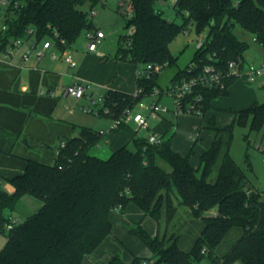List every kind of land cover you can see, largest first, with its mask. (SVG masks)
Returning a JSON list of instances; mask_svg holds the SVG:
<instances>
[{
    "label": "trees",
    "instance_id": "1",
    "mask_svg": "<svg viewBox=\"0 0 264 264\" xmlns=\"http://www.w3.org/2000/svg\"><path fill=\"white\" fill-rule=\"evenodd\" d=\"M17 1V8H7V29L0 32V52L12 39L30 37L29 31L38 40L56 36L61 48H70L82 32L100 30L91 14L97 5L107 4V0ZM156 1L131 0L127 27L132 30L120 36L114 58L136 65V88L141 94L107 91L99 113L114 120L150 97L155 89L162 90L157 82L159 73L177 63L170 45L189 24L198 34H206L205 42L197 48L190 66L175 75L172 84L197 77L205 65L222 71L232 61L244 65L248 44L235 35L236 26L264 46V0H178L174 9L181 24L167 20L156 9ZM84 5L89 6V11L81 8ZM62 39L65 46L60 45ZM192 64L196 66L191 70ZM235 80L227 78L223 89L197 86L188 100L200 96L204 116L213 109L214 100L229 95ZM234 115L230 125L212 128L215 138L201 156L198 168L191 165L190 156L174 151L170 140L151 144L136 134L131 144L106 159L100 158L91 149L103 135L88 127L80 128L72 138L59 140L52 164L24 158V170L8 179L13 191L0 188V234L6 237L0 264H82L85 256L111 234V212L118 207L123 210L131 202L157 221L164 211L166 226L179 206L191 209L204 223L201 235L188 252L179 248L175 235L151 236L140 224L133 226L131 232L149 247L156 264H264V194L249 186L247 175L229 151L234 125L251 121L252 129L257 130L264 125V103H254ZM210 122L214 124L213 118ZM223 146L226 151L219 174L212 182L210 176ZM161 162L168 164L171 171L165 170ZM27 195L40 200L41 209L7 231L10 214ZM236 227L242 229L241 237L225 255L219 256L217 248ZM143 260L136 257L131 264H141ZM108 264L125 263L114 256Z\"/></svg>",
    "mask_w": 264,
    "mask_h": 264
},
{
    "label": "crops",
    "instance_id": "2",
    "mask_svg": "<svg viewBox=\"0 0 264 264\" xmlns=\"http://www.w3.org/2000/svg\"><path fill=\"white\" fill-rule=\"evenodd\" d=\"M98 28L103 31L101 27ZM100 45L98 50L104 56L88 52L86 48L81 54L74 53V67L60 59L49 60L47 63L43 61L36 69L22 67L19 70L15 65L0 59V180L21 173L25 166L24 158L52 164L56 151L49 149L56 147L62 138H72L78 135L82 126L75 123L78 116L70 106V100L76 102L81 99L76 100L64 96L62 91L64 86L76 82L90 84L92 90L84 98L88 101H91L89 95L95 98V93L105 96L111 89L126 93L135 92L138 71L136 65L109 57ZM245 64L249 65L247 62ZM263 76L258 80L264 78ZM41 90L52 91L55 95H41ZM240 91L234 82L229 87V95L226 97L231 96L232 93L238 95ZM258 98L257 92L252 88L246 89L244 86L242 97L237 99L236 105L228 107L217 104V98L213 101V109L202 117L186 114L176 117L172 112L166 113L169 117H164L163 113H159L156 117L149 116L155 121L153 129L148 125L145 129L148 131L147 134L136 136L147 140L150 135H156L163 141L170 140L172 149L182 156H190L191 165L198 168L201 156L210 149L215 138L212 128H223L230 125L235 116L234 112L258 103ZM79 105L84 112L92 110L99 118L109 117L106 113H99L100 108L91 109L84 101ZM57 111H60V115ZM212 118L214 124L210 122ZM101 131L105 133L102 139L108 143L109 147L107 150L99 143L96 147L98 151L103 150L109 153L131 144V139L136 134L135 132L129 133L128 129L114 132L99 129L98 132ZM29 147H33V151H30ZM225 151L226 146H223L210 176L212 182L217 179ZM25 203L30 207L29 214H26L27 217L38 212L43 205L40 200L31 198L29 195L22 199L21 209L25 207ZM212 213L215 214L214 211ZM10 217L16 218L13 213ZM110 220L111 234L99 244L93 253L85 256L82 264H108L114 256L121 258L125 264H131L136 257L142 259L152 257L149 247L131 232V228L137 224H140L151 236L159 235L161 238L164 235L177 236L179 248L186 252L192 249L204 229L203 221L196 218L191 209L186 206L177 208L168 226H166L164 211L161 219L157 221L152 216L146 215L133 202L123 210L112 211ZM241 235L242 229L232 228L217 248L216 253L219 256L225 255Z\"/></svg>",
    "mask_w": 264,
    "mask_h": 264
},
{
    "label": "rangeland",
    "instance_id": "3",
    "mask_svg": "<svg viewBox=\"0 0 264 264\" xmlns=\"http://www.w3.org/2000/svg\"><path fill=\"white\" fill-rule=\"evenodd\" d=\"M156 9L163 12V16L169 21H175L178 24L182 23V19L178 16L176 10L174 9V1L173 0H157L155 2ZM7 5L0 2V30L2 29V25L5 23V17L8 12ZM82 9L89 11V6L84 5L81 7ZM125 9L123 10L118 8L116 0H107L106 6L99 4L93 11L92 20L96 27H101L105 33V39L102 41L100 48L103 49L109 57L115 56V53L118 48L119 38L122 35H126L130 32V28L127 27V15L125 17L121 16V13H124ZM10 17L13 15L10 14ZM234 33L237 38L243 42L248 44V49L245 53V60L249 64L253 65H260L264 63V46L261 45L254 39V36L249 32L242 29L240 26H236L234 29ZM200 35L206 37L205 33L198 34L193 26L190 27L189 34H186L185 31L179 33V35L173 40L170 45V51L174 58H176L177 63L171 66H167L164 68L158 75V85L162 90H166L168 87L171 86L172 80L175 75L179 71L186 70L190 64L192 63L196 50L198 48V39ZM54 42L52 38H48ZM88 45V40L86 37L85 32H82L76 42L72 44L70 47V51H68L69 55L75 61L74 53H83ZM55 50H59V48H55ZM58 52V51H57ZM1 57V54H0ZM50 59H45L44 62H48ZM52 61V60H51ZM57 61V60H55ZM12 63L17 68H24L29 67V69H36V61L32 59L30 62L26 63L24 61H16ZM31 67V68H30ZM27 69V68H26ZM74 69V68H73ZM264 77V76H263ZM259 79V78H258ZM256 82H249L244 78H239L235 80L236 85L240 88V92L238 95L232 93L231 96L226 97L222 96L219 97L217 100V104L225 105V106H233L236 105L237 99L242 97L244 92V86L246 89L252 88L253 91L257 92L258 94V103H264V78L258 80ZM262 81V82H261ZM96 98L98 99L100 94L95 93ZM41 97V96H40ZM86 103L91 107V109L97 110L100 106H94L91 101L86 99H81L78 101L70 100V106L76 111V115L78 116L75 119V123L78 126L82 127H90L95 131H99V129H103L105 132H109L110 125L113 124L114 119L112 117H97L93 112H84L81 108L80 103ZM154 101L153 97H147L143 99V102L146 104H150ZM160 105H167L171 109L173 108L172 99L164 95L160 99ZM232 103V104H231ZM63 110V109H61ZM138 112H141L143 115L148 116V113L142 111L138 105H136L132 109L131 118ZM60 115V111H57ZM164 117H169L168 114H163ZM62 117V116H61ZM233 122V121H232ZM147 123L150 125L151 129L155 124V121L152 117L147 118ZM231 124V123H230ZM128 129L129 133L135 132L136 135H145L147 134L146 128H140L138 125L134 123H127L126 125H122L119 129L123 131ZM118 130V131H119ZM117 131V130H113ZM149 134V133H148ZM99 144L105 146L108 150V143L101 139ZM98 147H94L91 149V153L100 157V158H108L111 153L108 151H98ZM30 151H33V147L28 148ZM51 151H55V148L49 149ZM229 151L231 156L237 162V164L243 169L245 174L249 179V186L257 191L260 192L262 195L264 194V125L260 129H252L251 121H249L245 125L236 124L234 125L233 129V137L230 142ZM21 160V158H20ZM23 162V160H22ZM161 166L167 170L171 171V168L168 164L161 162ZM9 178H4L3 182L0 184V188L3 190L11 193L13 191V187L8 182ZM38 200L37 198L31 196ZM21 206V205H20ZM13 213L14 216L18 219L19 222H23L26 219V214H29L30 207L28 204L25 203V207L21 209V207ZM6 243V237L0 234V250L4 247Z\"/></svg>",
    "mask_w": 264,
    "mask_h": 264
},
{
    "label": "built area",
    "instance_id": "4",
    "mask_svg": "<svg viewBox=\"0 0 264 264\" xmlns=\"http://www.w3.org/2000/svg\"><path fill=\"white\" fill-rule=\"evenodd\" d=\"M176 3L178 0H173ZM1 3L7 5V7L13 6L17 8L18 1L14 0H0ZM118 8L123 10L125 9L124 14H131V0H116ZM192 24H189L188 28L185 30L186 34H189V30ZM7 27L4 24L2 26V32L6 31ZM86 37L88 40L87 50L88 52L95 53L99 56H104L103 53L99 52L98 47L105 39V33L102 30H93L86 32ZM30 37L26 38H16L12 39L11 42L6 46V48L0 52V59L6 61L8 63H14L16 61H24L26 63L30 62L32 59L36 61V68L38 65L42 63L45 59H50L52 61L55 60H64L69 66L74 67L75 63L71 56L68 53V48H61L58 45V41L55 37H46L42 40H38L33 36L32 31H29ZM52 38V40L48 39ZM60 45L65 46L66 41L60 40ZM205 42L204 36L200 35L198 39V47H201ZM55 48H59V50H55ZM195 64H192L191 70L195 67ZM264 74V63L260 65H242L239 62L232 61L228 64V69L226 71H222L219 68H216L214 65H205L203 67L202 72L194 78L189 80H183L182 82L171 84L165 91L160 89H155L150 97L154 98V101L150 104H146L140 101L137 105L142 111L148 113V116L156 117L159 113H170L172 112L176 117L181 115H195L202 117V108L200 106V96H196L194 101L188 100L189 95L194 92L195 87L203 86L206 88H220L223 89L226 86V79L229 77L239 79L244 78L249 82L253 83L258 78H261ZM138 75V74H137ZM92 87L90 84L84 82H76L68 86H64L62 91L63 95L66 97H71L73 99H83L85 98L89 92H91ZM41 95L54 96V92L41 90ZM135 96L141 94V90L137 89L133 93ZM167 95L172 99L173 108L171 109L167 105H160L159 99ZM89 99L91 100L94 106H100L99 108H103L105 96L100 95L99 98H95L92 95H89ZM87 112H93L92 110H87ZM105 112H108L105 111ZM131 110H127L126 113L118 119L113 121L110 130H117L122 125H125L129 122H134L140 128H147V118L148 116L143 115L141 112L136 113L131 118ZM101 135L105 133L103 131L100 132ZM162 139L156 135H150L148 137V142L151 144H161ZM264 162V158H263ZM121 207H118L116 210H119ZM18 223V219L14 217H10V223L6 226V230L10 231L15 224ZM205 252V250H203ZM141 264H156L152 257L146 258L142 261ZM199 264H208L206 262H201Z\"/></svg>",
    "mask_w": 264,
    "mask_h": 264
},
{
    "label": "water",
    "instance_id": "5",
    "mask_svg": "<svg viewBox=\"0 0 264 264\" xmlns=\"http://www.w3.org/2000/svg\"><path fill=\"white\" fill-rule=\"evenodd\" d=\"M26 144H27V142H26Z\"/></svg>",
    "mask_w": 264,
    "mask_h": 264
}]
</instances>
